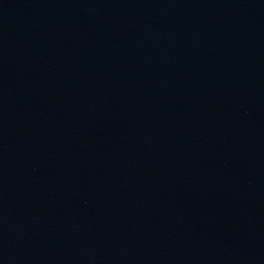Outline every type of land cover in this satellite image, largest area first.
<instances>
[{
    "label": "water",
    "instance_id": "obj_1",
    "mask_svg": "<svg viewBox=\"0 0 264 264\" xmlns=\"http://www.w3.org/2000/svg\"><path fill=\"white\" fill-rule=\"evenodd\" d=\"M0 264H264V0H0Z\"/></svg>",
    "mask_w": 264,
    "mask_h": 264
}]
</instances>
